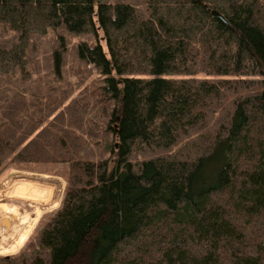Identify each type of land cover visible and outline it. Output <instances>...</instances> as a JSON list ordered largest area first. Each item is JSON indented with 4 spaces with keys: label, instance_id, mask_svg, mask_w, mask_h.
<instances>
[{
    "label": "trees",
    "instance_id": "obj_1",
    "mask_svg": "<svg viewBox=\"0 0 264 264\" xmlns=\"http://www.w3.org/2000/svg\"><path fill=\"white\" fill-rule=\"evenodd\" d=\"M0 30V75L52 38L53 77L92 67L105 120L79 144L76 108L48 124L41 96L0 92V170L71 166L0 264H264V0H0Z\"/></svg>",
    "mask_w": 264,
    "mask_h": 264
},
{
    "label": "rangeland",
    "instance_id": "obj_2",
    "mask_svg": "<svg viewBox=\"0 0 264 264\" xmlns=\"http://www.w3.org/2000/svg\"><path fill=\"white\" fill-rule=\"evenodd\" d=\"M101 1L114 2V0ZM2 34L3 30H0V35ZM51 39L49 37L45 40L41 39L29 50L28 58L32 62H29L28 70L32 72L31 76L0 75V92H11L13 99L21 96L31 100L30 93L41 96L37 100L42 101L43 104L35 98L34 104L37 108H49L51 112H48L53 116L45 119L48 124L66 110L67 106L76 108L77 112H74L72 117L67 116L66 122H69L73 131L75 130L73 127L77 126L78 133L83 134L84 139L87 140L85 143L79 141V144L89 146L97 141L91 134L102 130L105 123L104 117L100 114L101 106L104 104L100 102L102 98L98 91L102 79L92 67L86 66L80 70L78 67L75 69V65L65 68L69 73L63 78L53 77ZM3 40L5 38H0V43ZM80 108L83 112H79ZM76 139L79 140L78 136ZM83 155L84 153L81 152L80 156ZM70 167L67 163L44 160L43 163H20L13 160V157L5 162L0 170V235L6 231L2 225L3 220L7 218L6 209H15L20 216H28V226L32 230L26 242L16 252L0 254V257L20 254L27 243L37 237L39 230L61 207L68 187ZM22 184L25 188L32 187L30 199L19 196L18 191ZM10 222L14 228L20 225L16 219H10Z\"/></svg>",
    "mask_w": 264,
    "mask_h": 264
},
{
    "label": "bare ground",
    "instance_id": "obj_3",
    "mask_svg": "<svg viewBox=\"0 0 264 264\" xmlns=\"http://www.w3.org/2000/svg\"><path fill=\"white\" fill-rule=\"evenodd\" d=\"M19 188V196L22 198L30 199L31 192L30 189L32 187L25 188L24 184H22ZM5 212L7 213V218L9 221L10 219H16L19 221V227H10L7 232L5 231L4 234L0 235V254L5 255L8 253L16 252L27 240L28 236L31 233V227L28 226L29 224V217L28 216H20V214L15 209H6ZM11 223V222H10ZM15 245V246H14Z\"/></svg>",
    "mask_w": 264,
    "mask_h": 264
},
{
    "label": "water",
    "instance_id": "obj_4",
    "mask_svg": "<svg viewBox=\"0 0 264 264\" xmlns=\"http://www.w3.org/2000/svg\"><path fill=\"white\" fill-rule=\"evenodd\" d=\"M215 16H217L218 18L222 19L223 21H225L224 17L218 13L217 11H213L212 12ZM3 227L7 230V232L9 231L8 229L11 227V223L8 219H4L2 222Z\"/></svg>",
    "mask_w": 264,
    "mask_h": 264
}]
</instances>
